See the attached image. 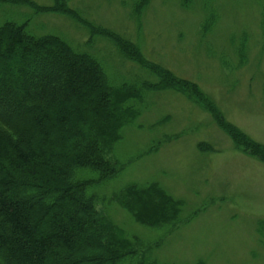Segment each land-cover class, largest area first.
<instances>
[{"label": "rangeland", "instance_id": "rangeland-1", "mask_svg": "<svg viewBox=\"0 0 264 264\" xmlns=\"http://www.w3.org/2000/svg\"><path fill=\"white\" fill-rule=\"evenodd\" d=\"M17 1L0 0V25L28 21L30 35H54L94 56L115 86L127 83L143 97L114 146L124 169L100 190L107 198L98 209L156 243L163 231L132 225L111 197L126 185L156 183L182 205L178 224L152 251L155 261L264 264V161L228 137L231 125L264 145V0H192L186 8L180 0H144L138 19L136 0ZM109 34L196 90L162 84L122 58ZM145 83L165 89L145 91Z\"/></svg>", "mask_w": 264, "mask_h": 264}, {"label": "trees", "instance_id": "trees-1", "mask_svg": "<svg viewBox=\"0 0 264 264\" xmlns=\"http://www.w3.org/2000/svg\"><path fill=\"white\" fill-rule=\"evenodd\" d=\"M180 1L186 8L192 0ZM144 5L135 1L137 19ZM262 15L264 29V6ZM27 25H0V264H160L152 251L178 224L181 202L156 183L126 185L111 195L132 225L163 231L156 243L124 231L97 207L107 198L100 190L124 169L114 146L139 116L142 95L127 83L115 86L101 60L57 36L34 37ZM104 38L170 89H195L160 70L132 43L110 34ZM130 49L138 51L135 59ZM149 84L142 85L145 91L165 89ZM228 126L237 148L250 147L264 161L263 145Z\"/></svg>", "mask_w": 264, "mask_h": 264}]
</instances>
